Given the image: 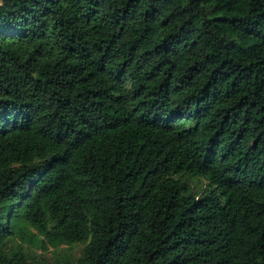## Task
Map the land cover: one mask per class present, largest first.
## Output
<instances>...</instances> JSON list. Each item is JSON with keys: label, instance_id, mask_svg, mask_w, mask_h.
<instances>
[{"label": "trees", "instance_id": "1", "mask_svg": "<svg viewBox=\"0 0 264 264\" xmlns=\"http://www.w3.org/2000/svg\"><path fill=\"white\" fill-rule=\"evenodd\" d=\"M33 230L82 264H264V0H0V264Z\"/></svg>", "mask_w": 264, "mask_h": 264}, {"label": "rangeland", "instance_id": "2", "mask_svg": "<svg viewBox=\"0 0 264 264\" xmlns=\"http://www.w3.org/2000/svg\"><path fill=\"white\" fill-rule=\"evenodd\" d=\"M187 182L194 193H197L201 189H208V183L205 178L193 177ZM33 232L35 236L31 239V243L23 245L29 260L33 264H41L53 260H62L71 264H82V243H53L47 239L43 240L45 237L39 235L36 231L33 230Z\"/></svg>", "mask_w": 264, "mask_h": 264}]
</instances>
